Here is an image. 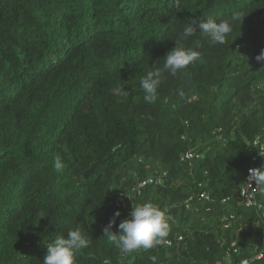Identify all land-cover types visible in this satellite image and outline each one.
Here are the masks:
<instances>
[{
  "label": "trees",
  "instance_id": "16d2710c",
  "mask_svg": "<svg viewBox=\"0 0 264 264\" xmlns=\"http://www.w3.org/2000/svg\"><path fill=\"white\" fill-rule=\"evenodd\" d=\"M176 3L0 0V264H43L46 241L77 226L90 243L76 264H222L233 240L240 257L263 247L255 210L222 200L238 194L258 151L264 0ZM233 14L224 44L200 32L183 36L187 24ZM196 40L199 59L164 71L157 98L146 102L142 78L163 69L176 45ZM191 148L202 157L189 173L181 157ZM56 158L65 163L59 173ZM152 177L162 182L134 190ZM201 191L213 202L187 210ZM144 202L165 212L171 245L124 255L104 228L119 209L118 231ZM229 212L236 221L224 229Z\"/></svg>",
  "mask_w": 264,
  "mask_h": 264
},
{
  "label": "clouds",
  "instance_id": "9594fccd",
  "mask_svg": "<svg viewBox=\"0 0 264 264\" xmlns=\"http://www.w3.org/2000/svg\"><path fill=\"white\" fill-rule=\"evenodd\" d=\"M176 7H179L177 0ZM237 16L233 14L231 20L216 21L207 16L206 20L199 22L198 26L187 24L183 30L185 39L194 37L197 32L205 34L211 44H224L228 34L232 31L233 21ZM199 29V31L197 30ZM200 43L194 41L192 46L185 48L175 46L164 56L163 69L157 68L148 71L142 78L140 84L144 93V100L152 103L157 98V91L162 81L164 71L173 75L187 65L197 61L200 57ZM258 63L264 65V49L255 57ZM55 170L59 173L65 168V163L61 158L54 161ZM250 180H254L257 187L264 186V167L250 169ZM120 216L117 209L113 218L104 228V235L124 255L143 248L152 249L156 245L164 242L169 235L170 226L168 218L163 210L152 202L133 204L130 218L122 220L118 225V231H112L116 224V217ZM89 239L80 227L69 229L64 234H58L46 241V254L43 257V264H76L77 255L81 250L88 248ZM155 262L156 257H150Z\"/></svg>",
  "mask_w": 264,
  "mask_h": 264
},
{
  "label": "built area",
  "instance_id": "2783aa9c",
  "mask_svg": "<svg viewBox=\"0 0 264 264\" xmlns=\"http://www.w3.org/2000/svg\"><path fill=\"white\" fill-rule=\"evenodd\" d=\"M252 144L258 151L253 154L252 159L246 168V175L238 194L235 197H227L223 199L222 203L225 204L231 202L232 199L235 198L237 205L255 210L258 218L255 220L254 224L262 227L264 239V203L261 200V195H264V186L257 187L255 181L250 180L251 173L249 171L250 169L264 167V162L262 161V158L264 157V120L262 124V131L260 135L253 140ZM200 157H202V154L196 149L191 148L184 152L181 160L190 164L191 162L198 160ZM153 181L160 183L162 182V179L160 177L156 180L154 177L145 179L140 181L134 190L140 193L142 187ZM205 202H213V198L209 192L201 191L191 194L185 201L184 206L187 210L199 212V204L203 205ZM205 209L206 211H209V207ZM222 221L223 228L230 229L236 221V214L234 212H229L223 216ZM181 239L182 237L179 238V240ZM166 244L171 245V241L166 240ZM241 254L242 249L238 246L237 241H231L230 246L224 250V262L222 264H264V243L260 250L255 249L250 256L240 257Z\"/></svg>",
  "mask_w": 264,
  "mask_h": 264
},
{
  "label": "water",
  "instance_id": "95a60500",
  "mask_svg": "<svg viewBox=\"0 0 264 264\" xmlns=\"http://www.w3.org/2000/svg\"><path fill=\"white\" fill-rule=\"evenodd\" d=\"M102 161L95 162L91 165V167L83 174V176L86 178L88 175L94 172L96 166L100 164Z\"/></svg>",
  "mask_w": 264,
  "mask_h": 264
},
{
  "label": "rangeland",
  "instance_id": "374dc122",
  "mask_svg": "<svg viewBox=\"0 0 264 264\" xmlns=\"http://www.w3.org/2000/svg\"><path fill=\"white\" fill-rule=\"evenodd\" d=\"M263 87V86H262ZM194 164H195V162H191L189 165H191V166H189L188 168H187V171L190 173L191 172V170H192V167L194 166Z\"/></svg>",
  "mask_w": 264,
  "mask_h": 264
}]
</instances>
